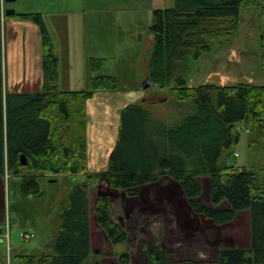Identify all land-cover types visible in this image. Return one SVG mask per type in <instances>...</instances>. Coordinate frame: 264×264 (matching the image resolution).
<instances>
[{
  "label": "trees",
  "instance_id": "trees-1",
  "mask_svg": "<svg viewBox=\"0 0 264 264\" xmlns=\"http://www.w3.org/2000/svg\"><path fill=\"white\" fill-rule=\"evenodd\" d=\"M263 2L175 0L173 7L155 10L148 80L167 88L188 50H199L196 59L210 53L208 37L234 36L242 10ZM4 17L38 27L43 54L39 91H16L8 86ZM104 63L89 60L93 73ZM59 82V57L43 16L7 15L0 0V177L8 173L10 179H19L22 196L35 198L44 196L41 181L48 177L56 180L52 183L75 175L86 179L67 194L68 205L53 219L51 251L36 260L37 264H104L91 260L90 186L102 183L131 195L134 189L156 183L161 177L178 182L194 213L216 226L230 224L238 213L247 212L250 246L223 248L214 261H176L152 245L147 248L148 264H264V192L257 184L258 173L251 167L220 163L239 144L241 129L248 133L249 146L257 141L254 136L264 140V85L190 86L180 78L173 91L181 101L191 102L195 112L175 127L157 121L142 106L128 105L122 110L118 142L107 168L97 173L90 172L88 166L87 101L96 92L118 90L119 82L114 76H96L90 89L80 91H63ZM201 178L210 180L211 205L201 199ZM95 217L113 245L127 241L125 228L112 219L108 197L97 198ZM118 262L129 264V253L119 255Z\"/></svg>",
  "mask_w": 264,
  "mask_h": 264
},
{
  "label": "rangeland",
  "instance_id": "rangeland-1",
  "mask_svg": "<svg viewBox=\"0 0 264 264\" xmlns=\"http://www.w3.org/2000/svg\"><path fill=\"white\" fill-rule=\"evenodd\" d=\"M142 1L144 0H136L133 7L131 0L129 8L125 9L126 5L119 0H100V6L103 7L101 12L94 13L85 8L57 15L44 14L45 24L62 64L65 58L68 64L65 69L68 66L70 69V65L74 68V72L70 73L69 88L90 89L91 77L98 75L114 76L119 82L118 90L98 92L88 101V152L92 165L90 168L94 170L102 171L107 168L109 156L118 142L121 113L128 105L142 106L157 121L175 127L195 112L191 102L181 101L173 91L178 87L180 78L185 79L190 86H232L240 81L257 84V78L251 79L253 72L264 73V39H254L246 46L245 37L250 35L247 29H243L237 37L234 36L238 31L232 37H208L210 53L196 59L195 55L199 50H188L184 59L177 63L171 84L167 88L154 85L148 80L153 51L150 27L154 21L151 13L173 7L175 0H154L153 8L139 12ZM9 6L12 7L11 4ZM11 22L12 19L4 17L8 86L16 91H39L43 85V75L38 33H27L28 39H24L22 30L28 25L16 22L13 24H18L20 28H13ZM258 22L264 30L263 19H258ZM263 35L261 33V38ZM100 37L107 39L108 49L101 55H106L109 60L99 73L91 74L89 59L85 55ZM26 40H30L28 47L32 59L30 55L28 58ZM228 43L231 44L230 51L233 48L238 58L233 60L229 68L225 61H221L216 63L215 69L214 55L225 49ZM73 59L76 62L72 65ZM224 76L229 77L228 82L223 80ZM254 139L257 141L251 142V147L257 150L258 158L254 162L264 169V140L257 136ZM234 152L239 153V156L235 157ZM250 156L248 134L241 131L239 144L234 145L220 163L230 166L245 165L244 162L250 160ZM47 179L41 181L44 197L30 196V199L22 196L13 179L5 180V218L0 226L4 230V236L0 249H3L4 256L8 255V248L12 250L11 260L14 264H37L36 260L43 253L51 251L49 247L53 238V219L68 205L69 191L86 180L82 175L61 177L56 183ZM200 182L203 186L201 199L211 205L210 180L201 178ZM257 182L259 185L264 184L263 173L258 174ZM99 196L109 198L112 219L127 231L128 239L124 243L113 245L97 224L95 214ZM89 205L93 247L91 260L98 259L104 264H120L118 257L123 253H129V264H148L147 248L152 245H158L176 261H214L221 249L234 245L244 246L239 242L238 236L246 232L247 212L239 214L230 224L216 226L194 213L180 184L169 177H161L156 183L134 189L131 195L126 191L109 189L102 183L92 185L89 189ZM22 232L33 233L35 237L29 242L22 241ZM229 236L235 239L233 244ZM16 254L19 256H15ZM21 254L26 257H20Z\"/></svg>",
  "mask_w": 264,
  "mask_h": 264
},
{
  "label": "crops",
  "instance_id": "crops-1",
  "mask_svg": "<svg viewBox=\"0 0 264 264\" xmlns=\"http://www.w3.org/2000/svg\"><path fill=\"white\" fill-rule=\"evenodd\" d=\"M132 1H133V7H135L136 0H132ZM153 1L154 0H144V1H142V3H143L142 6H141L142 9H140L138 11L141 12L143 10H149V8H153ZM119 2L124 3L126 5L124 8L127 9V8H129L128 3L131 2V0H119ZM10 4H11L12 7L9 6ZM77 5H79L80 7L78 8ZM100 5H102V4H100V0H15L14 2H9V3L4 2V0H2V7H3V11L4 12H6V10H8V9H13L15 11L14 14H33L34 13V14H41L43 16V18H44V14L57 15V14H63L65 12L75 11V9L76 10H84L86 8V9H88L90 11H94V13L95 12H101L100 10L103 7H101ZM117 8L119 10H122L121 7H117ZM78 12H85V11H78ZM151 14L153 15V13H151ZM7 15H12V14H7ZM8 18L12 19V22H11L12 24L11 25H12L13 28H15V27L20 28V26H18V24L15 25L13 23L20 22L21 23L20 25H22L23 24L22 22H25L26 23L25 25H28V27H26L24 30H22L23 31L22 34H24V39H28L27 38V33H31V32L38 33V38H39V42H40V45H41L40 33H39V30H38V27L35 24L30 23L28 21H20V20H18L16 18H13V17H8ZM260 18L263 19V22H264V2L261 5L255 7V8L243 9L242 10V15H241V23H240V26H239V30H238L237 35H235L234 37L240 36L242 31H243V29H245V30L247 29L250 36L248 38L245 37V39H246L245 45L246 46L250 42H252V40H254V39L255 40L264 39V35L261 38V33H264V30H262L263 27H261V25H260L261 23L260 22L257 23L258 19H260ZM30 25H32V26H30ZM259 25H260L259 29L256 30L257 26H259ZM98 31H100V30H98ZM103 39H104L103 37H100L88 49L87 55H85V56L86 57L88 56L89 60L91 58L101 59V60H104V62L109 60L108 57H105L106 55L105 56L101 55L102 53H105L107 51V49H108L107 39H105V40H103ZM26 44H27L28 58H29L30 49H29L28 46L30 44V40H28V41L26 40ZM230 47H231V44L228 43V46L225 49L220 50L217 54L214 55L215 56L214 57V68L215 69H216V63L218 64L221 61H225L227 63L226 64L227 67L229 68L231 66L233 60L238 58V54L235 52V50L233 48L230 51ZM56 51H57V49H56ZM41 55H42L40 57L41 58V63L40 62L39 63H40L41 69H42V57H43L42 47H41ZM57 55L59 57V74H60L59 87H61L60 89L63 90V91H80V90L69 88L70 86H69L68 82L70 81V73L74 72V68H72L71 65H70V69H69V66H68L69 70L65 69L66 65H68L66 63V61H65V58H63V64H62V60H61L58 52H57ZM30 58L32 59V54L30 55ZM89 60H88L89 70H90L91 74H93V72L90 69ZM71 62H72V65H73L74 62H76V60L73 59ZM27 64H28V61H27ZM63 65H64V67H63ZM63 68H64V70H63ZM263 68H264V60H263ZM99 72H96L94 74H97ZM27 75H28V73H27ZM42 75H43V71H42ZM98 76H107V75H98ZM93 77H96V76H92L91 79ZM228 78L229 77L224 76L223 80L228 82L229 81ZM256 78L258 79V82H259L257 84L256 83H252L251 81H248V82H245V83H251V84H254V85H264V73L263 74L262 73L257 74V72L256 73L253 72L251 79L255 80ZM91 79H90V85H91ZM240 82H244V81H240ZM229 86H231V85H229ZM9 88L11 89L12 87H9ZM11 90H14V89H11ZM21 90L22 89H19L18 91H21ZM86 90H88V89H86ZM99 92H102V91H99ZM96 93H98V92H96ZM90 100H92V99H90ZM90 100H88V101H90ZM88 101H87V105H88ZM87 114H88V106H87ZM245 132L247 133V131H245ZM88 138H89V136H88V128H87V139ZM88 145H89V142H88ZM249 147H250V150H251L250 160H246V162H244L245 165H241V166L248 167V168L251 167V168L255 169L258 174L260 172L264 174V169L259 167V165L255 164V162H254V161L258 160L257 153H256L257 150H255V148L252 149L251 146H249ZM234 156L238 157L239 153L234 152ZM88 159H89V161H88L89 171L90 172H97V173L100 172L101 170L98 171V170H94L92 167L90 168L91 158H90L89 152H88ZM260 162L262 163L263 161H260ZM237 166H240V165H237ZM82 176H84V175H82ZM5 180H12V178L10 179V175H8V173L4 177H0V226L4 222V218H5V191H4V189H5ZM13 180H14L15 184L18 185L17 188L19 189V179H17V178L15 179L14 178ZM257 184H258V182H257ZM258 186L262 187L263 188V192H264V184L263 185H259L258 184ZM26 199H30V197H26ZM241 213H243V212H241ZM241 213H238L237 218H238L239 214H241ZM245 225H246V232H244V234H240L238 236L239 242H242L244 244V246L243 245H241V246L240 245L239 246L234 245V247H249L250 246V220H249V214H248V219L246 220V224ZM91 235H92V230H91ZM3 236H4V230L0 227V243L3 240ZM229 239H230L232 244L235 242V239L233 240V238H231V236H229ZM11 252H12V250L8 248V255L4 256L3 249L2 250L0 249V264H14V262L12 263V260H11ZM43 254H46V253H43ZM15 256H19V254H16ZM21 256H26V255L21 254L20 257Z\"/></svg>",
  "mask_w": 264,
  "mask_h": 264
},
{
  "label": "water",
  "instance_id": "water-1",
  "mask_svg": "<svg viewBox=\"0 0 264 264\" xmlns=\"http://www.w3.org/2000/svg\"><path fill=\"white\" fill-rule=\"evenodd\" d=\"M14 1L15 0H4V2H7V3L14 2ZM14 13H15V11L13 9L6 10V14H14ZM149 85H150V83H149ZM21 163L24 166L26 165V160H25V157L24 156L21 157ZM54 181H56V180H51V182H54Z\"/></svg>",
  "mask_w": 264,
  "mask_h": 264
},
{
  "label": "built area",
  "instance_id": "built-area-1",
  "mask_svg": "<svg viewBox=\"0 0 264 264\" xmlns=\"http://www.w3.org/2000/svg\"><path fill=\"white\" fill-rule=\"evenodd\" d=\"M35 237V235L33 233H29V232H22L21 233V239L23 241H31L33 238Z\"/></svg>",
  "mask_w": 264,
  "mask_h": 264
}]
</instances>
